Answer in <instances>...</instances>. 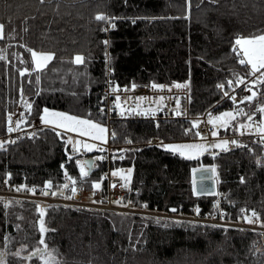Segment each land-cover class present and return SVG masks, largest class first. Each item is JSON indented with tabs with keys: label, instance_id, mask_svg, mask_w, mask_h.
Wrapping results in <instances>:
<instances>
[{
	"label": "trees",
	"instance_id": "trees-1",
	"mask_svg": "<svg viewBox=\"0 0 264 264\" xmlns=\"http://www.w3.org/2000/svg\"><path fill=\"white\" fill-rule=\"evenodd\" d=\"M0 24V138L11 140L0 142L1 181L41 194L63 189V196L99 182L106 195L104 174L112 169L129 173L135 208L183 215L197 208L199 217H251L264 226V143L242 136L230 149L187 158L166 146L188 140L193 122L128 119L115 110L109 123L104 101L112 81L188 85L195 118L261 103L260 89L241 103L227 95L237 77L251 78L235 41L264 35V0H0ZM33 51L54 58L37 69ZM45 109L110 125L112 149L77 152L65 133L37 124ZM88 157L97 160L90 174ZM202 168L214 170L215 194H196L194 172ZM44 211L0 200L3 264H264L263 233L69 207Z\"/></svg>",
	"mask_w": 264,
	"mask_h": 264
},
{
	"label": "built area",
	"instance_id": "built-area-1",
	"mask_svg": "<svg viewBox=\"0 0 264 264\" xmlns=\"http://www.w3.org/2000/svg\"><path fill=\"white\" fill-rule=\"evenodd\" d=\"M245 88V86H242ZM232 93L227 95V98L234 97L240 88L232 84ZM138 91V92H137ZM137 92V93H136ZM190 87L181 85V87L160 88L151 85H134L130 88L118 87L114 82H109L104 90V101L107 110L109 123L111 122L112 112H117L122 118L128 119H166V120H188L194 123L193 129L190 130V138L209 139L214 133V127L208 122V115L199 118L190 115ZM245 94V91L244 93ZM240 102V99L234 100ZM104 107V108H105ZM14 128L17 120L14 119ZM256 127L257 124L253 122ZM110 128V125H109ZM28 133H33V129L28 130ZM260 136L257 140L261 141ZM107 180L106 195L102 190L97 188H87L82 185H75L69 196H46L44 193H38L34 187H27L11 183L10 181L0 180V200L4 202H17L36 204L38 207H69L76 209H92L106 210L116 214L125 216L155 219L156 222L168 221L169 223L178 224L179 218L185 220L188 225H204L212 228H227L230 225L241 226L249 224L257 226L259 221L257 218L245 217L246 221L229 222L222 218V214L209 215L207 217H199L197 208L193 209L192 215H183L173 212H161L149 208H135L128 201L134 190L131 184L126 179L121 177V174L115 170L109 169L104 174ZM73 188L75 192H73ZM80 196L79 200L74 197ZM219 207V203L215 204ZM251 221V222H250ZM262 226V225H261ZM255 229V228H254ZM263 230H260L264 234Z\"/></svg>",
	"mask_w": 264,
	"mask_h": 264
},
{
	"label": "rangeland",
	"instance_id": "rangeland-1",
	"mask_svg": "<svg viewBox=\"0 0 264 264\" xmlns=\"http://www.w3.org/2000/svg\"><path fill=\"white\" fill-rule=\"evenodd\" d=\"M2 36L4 37V29H3ZM240 51H242L241 48H240ZM32 53H37L38 55L39 54L50 55L52 57L50 60H47V61L41 59L40 64L42 66L39 69H43V68L47 67L54 58V55L50 54V53L45 54V53H39L36 51H33ZM244 57L247 61L248 57H246V56H244ZM32 60H33L34 66L37 68V66H36L37 65V59L35 57H33V55H32ZM249 66H251V65L249 64ZM262 73H264V69H261L260 71L255 72V74H257L259 78H257L254 81H250L249 79H251V78L242 79L240 77H237V80L235 81V85H237V87L240 88L246 82L248 84V86L246 88L248 93H249L248 96H251L253 93H255V96L253 97V99H256V97H260V94L257 92V90L258 91L261 90L263 95H264V76H262ZM240 80H242L243 83H240L239 82ZM236 95L237 96H235V100H237L240 97L239 94H236ZM245 97H246V95L244 96V94H242V96L240 98L244 99ZM262 108H264V100L258 104H257V102L249 103L244 108L239 107L236 109L226 110L223 113H220L218 115L214 114L213 112H207L204 115L209 116L208 122L211 124V126L214 127V133L215 134H212L209 139L189 138L188 140L181 141V142H172L173 143V144H171L172 146L189 145V146H193V147H185V148H180L178 150H173V149H171V150H173L177 153H180L181 155H183L187 158H198L210 150L214 151L217 149V151H221V149H228L230 144L238 145L239 141L234 138L235 136L231 137V135H236L237 133L240 135L239 139L245 135L257 136L258 134H262L263 139H264V112L260 111V109H262ZM48 113H63V114H66L67 116H72L70 114H67L64 112H59V111H48ZM225 113H231L232 116L231 117L226 116V115H224ZM43 116H45V114ZM200 117H202V116H200ZM47 118L49 120H54L55 124H46L41 119L40 121L42 122V124L45 125L46 127L53 128V129H56V130H59V131L65 133L68 140H69V138H71L72 143H69V144L77 152L103 151V150H105V147H106V149H108V151H110L112 149V147L110 145V139H111V131L110 130L111 129L108 128L109 126H106L102 123H97L94 121L85 120V119H81V118H77V117L76 118L78 120L90 121L91 123L80 125V124H76L75 122L65 121L60 117H53L51 115H49ZM197 118H199V117H197ZM253 122H255L257 124L256 127L253 125ZM57 124H64V125L69 126V127H74L77 129V131H69V130H67L66 127L56 126ZM92 125H97L98 127H92ZM101 129H103L104 131H101ZM228 130H230V132H227ZM82 133H87V134H82ZM228 135L233 140H230V139H229L230 141L227 140ZM10 141L11 140H7L5 138H0V142H10ZM225 142H227V143H225ZM168 144H170V143H168ZM85 145H89V146H91V148L89 149L88 147H85ZM196 146H198V147H196ZM119 173L121 174V177L126 179V181L128 183L130 182V177H129L130 175L128 172H123V173L119 172ZM98 184L101 186V184L99 182H98ZM38 208H40L41 213H44L45 212L44 210L47 207H38ZM82 209H84V208H82ZM84 210L98 211V210H92V209H84ZM100 211L101 212H107L106 210H104V211L100 210ZM143 219L151 220V219H147V218H143ZM179 219L180 220H179L178 224L169 223L168 221H162V222L165 224L190 226L187 224V222L185 220L182 221L181 218H179ZM152 221H155V219H152ZM195 226L205 227L204 225H195ZM262 226H261V224H258L257 226L253 227V226H250L249 224H247V225L241 226V228L236 227L235 225H230L227 228L235 229V230H238L241 232L254 231V232L262 233L260 231V230H263ZM0 258H1V255H0ZM0 264H3V261L1 259H0Z\"/></svg>",
	"mask_w": 264,
	"mask_h": 264
},
{
	"label": "snow or ice",
	"instance_id": "snow-or-ice-1",
	"mask_svg": "<svg viewBox=\"0 0 264 264\" xmlns=\"http://www.w3.org/2000/svg\"><path fill=\"white\" fill-rule=\"evenodd\" d=\"M97 20H107L108 18L100 15L96 17ZM3 29H4V25L0 24V38H3L2 34H3ZM236 45L240 46V48L243 51L244 56L248 57V60H241L240 63L241 64H250L251 68L253 70V74L257 71H260L261 69H264V35L258 36V37H253V38H237L235 41ZM235 50V49H234ZM33 57H35L37 59V68L39 69L42 65L40 64V60L43 59L45 61L50 60L52 57L50 55H44V54H37V53H32ZM82 57H77L76 60L77 62H82ZM262 76H264V73H262ZM240 83H243L242 80L239 81ZM176 87H181V85H176ZM225 95H227V93H225ZM255 96V93H253L251 96L245 97V100L251 101L253 99V97ZM231 99L235 100V97H231ZM30 107V106H29ZM260 111L264 112V108L260 109ZM45 116H42L41 119L44 123L46 124H55L54 120H49L47 117L49 115L53 116V117H60L65 121H70V122H75L76 124H80V125H84V124H90V121H85V120H78L76 117L73 116H67L66 114L63 113H48V110L45 109ZM224 115L226 116H232L231 113H225ZM11 118H9L10 120ZM56 126L58 127H66L67 130L69 131H77L76 128L74 127H69L66 126L64 124H57ZM17 127H19V122H17ZM92 127H98L97 125H92ZM14 129L9 128L8 131H13ZM101 131H104L103 129H101ZM82 134H87V133H82ZM215 134V133H213ZM14 143V141H13ZM68 143H72L71 138H69ZM227 143V142H225ZM3 145L0 144V147H2ZM85 147H88L89 149L91 148V146L89 145H85ZM170 149L173 150H178L180 148H185V147H193V146H189V145H181V146H166ZM198 147V146H196ZM81 172L83 175H87V172L84 171L83 167L81 168ZM73 183H75L73 181ZM99 184L97 183L95 185V187L99 188ZM48 187H51V183H49ZM65 187H67V185H65ZM73 192H75V189L73 188ZM45 195H47V193H44ZM251 222V221H250ZM41 231H44L43 227H41ZM41 243H43V241H41Z\"/></svg>",
	"mask_w": 264,
	"mask_h": 264
},
{
	"label": "water",
	"instance_id": "water-1",
	"mask_svg": "<svg viewBox=\"0 0 264 264\" xmlns=\"http://www.w3.org/2000/svg\"><path fill=\"white\" fill-rule=\"evenodd\" d=\"M96 158L94 157H88L83 160L84 165L86 169L88 170V173L90 174L94 168V164L96 162ZM194 188L195 192L198 195H212L215 194L217 191V185H216V178L214 170L211 168H202L197 169L194 172ZM44 193H47L46 196H53L58 197L64 194V190H60L57 192H52L50 190H46ZM76 200L80 199L79 195H76L74 197ZM173 213H177V210H171Z\"/></svg>",
	"mask_w": 264,
	"mask_h": 264
},
{
	"label": "crops",
	"instance_id": "crops-1",
	"mask_svg": "<svg viewBox=\"0 0 264 264\" xmlns=\"http://www.w3.org/2000/svg\"><path fill=\"white\" fill-rule=\"evenodd\" d=\"M238 46V45H237ZM238 49H239V52H240V54L242 55V57H243V60H245L246 61V59H245V57H244V54H243V52L242 51H240V47L238 46ZM247 64V63H246ZM248 65V67H249V69H250V71H251V79H249L250 81H254V80H256L257 78H259L258 77V75L257 74H253V70L251 69V66H249V64H247ZM251 83V82H250ZM245 84H247V83H244L243 84V86L245 85ZM249 95V94H248ZM39 125H41V126H43V127H46L45 125H43L42 124V122L40 121L39 123H38ZM59 131V130H58ZM230 130H228L227 132H229ZM61 132V131H60ZM235 136V137H234ZM239 134L237 133L236 135H231V137H234L235 139H239ZM245 136H250V135H245ZM258 136H261V137H263V135L262 134H258L257 136H252V137H258ZM233 140L232 138H230L229 137V135H228V137H227V140ZM229 140V141H230ZM239 141V140H238ZM239 143V142H238ZM171 144H173V143H170L169 145H171ZM234 146H236V145H234V144H230V146H229V148L228 149H230V148H232V147H234ZM221 150H225V149H221ZM214 151H217V149L216 150H214Z\"/></svg>",
	"mask_w": 264,
	"mask_h": 264
}]
</instances>
